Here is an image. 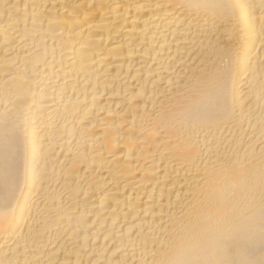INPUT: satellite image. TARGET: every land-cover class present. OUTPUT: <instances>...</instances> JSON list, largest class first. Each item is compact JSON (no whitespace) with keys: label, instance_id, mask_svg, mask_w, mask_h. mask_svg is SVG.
<instances>
[{"label":"bare ground","instance_id":"6f19581e","mask_svg":"<svg viewBox=\"0 0 264 264\" xmlns=\"http://www.w3.org/2000/svg\"><path fill=\"white\" fill-rule=\"evenodd\" d=\"M0 264H264V0H0Z\"/></svg>","mask_w":264,"mask_h":264}]
</instances>
